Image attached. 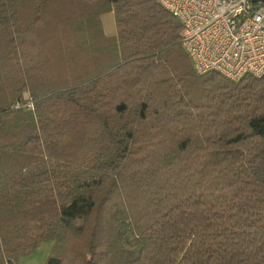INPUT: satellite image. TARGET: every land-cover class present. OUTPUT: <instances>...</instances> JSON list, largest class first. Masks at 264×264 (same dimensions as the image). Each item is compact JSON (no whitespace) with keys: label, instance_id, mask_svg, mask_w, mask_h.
<instances>
[{"label":"trees","instance_id":"16d2710c","mask_svg":"<svg viewBox=\"0 0 264 264\" xmlns=\"http://www.w3.org/2000/svg\"><path fill=\"white\" fill-rule=\"evenodd\" d=\"M158 4L0 0V264H264V75L197 74Z\"/></svg>","mask_w":264,"mask_h":264},{"label":"built area","instance_id":"2783aa9c","mask_svg":"<svg viewBox=\"0 0 264 264\" xmlns=\"http://www.w3.org/2000/svg\"><path fill=\"white\" fill-rule=\"evenodd\" d=\"M157 1L181 23L180 43L197 74L264 75V0Z\"/></svg>","mask_w":264,"mask_h":264},{"label":"rangeland","instance_id":"374dc122","mask_svg":"<svg viewBox=\"0 0 264 264\" xmlns=\"http://www.w3.org/2000/svg\"><path fill=\"white\" fill-rule=\"evenodd\" d=\"M100 21H101L103 33H105V35H114L115 24H114L112 12H107V13L100 15ZM49 57L54 59L53 53H49ZM51 64H54L53 60H51ZM25 96L27 97V95ZM51 246H52L51 241L42 242L32 252H29L26 255L20 256L17 259L16 264H44V261L51 249Z\"/></svg>","mask_w":264,"mask_h":264},{"label":"crops","instance_id":"0c3cea01","mask_svg":"<svg viewBox=\"0 0 264 264\" xmlns=\"http://www.w3.org/2000/svg\"><path fill=\"white\" fill-rule=\"evenodd\" d=\"M115 34V33H114Z\"/></svg>","mask_w":264,"mask_h":264}]
</instances>
